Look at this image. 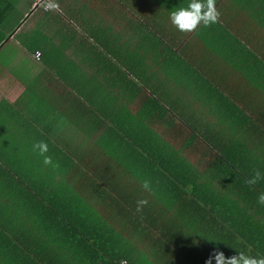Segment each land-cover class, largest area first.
<instances>
[{
  "label": "crops",
  "instance_id": "0c3cea01",
  "mask_svg": "<svg viewBox=\"0 0 264 264\" xmlns=\"http://www.w3.org/2000/svg\"><path fill=\"white\" fill-rule=\"evenodd\" d=\"M187 3L0 0V264H72L112 234L147 248L128 236L142 221L195 236L255 211L264 0H214L215 23L181 32L168 14ZM222 232L200 248L225 251Z\"/></svg>",
  "mask_w": 264,
  "mask_h": 264
},
{
  "label": "trees",
  "instance_id": "16d2710c",
  "mask_svg": "<svg viewBox=\"0 0 264 264\" xmlns=\"http://www.w3.org/2000/svg\"><path fill=\"white\" fill-rule=\"evenodd\" d=\"M208 145L212 146V144ZM230 165L232 166V164ZM239 171L236 175L240 177L241 181L244 170L239 169ZM257 183L259 184V182ZM248 185L251 189L256 188L255 184ZM258 189H260V192L264 191L263 188ZM252 205V208L257 207L252 213H250L251 211L245 213V211L238 210L236 215L224 216L223 224H218L217 227H210L211 232L209 230V233L208 231L200 233L199 225L193 226L192 231L195 236H190L192 234L189 233H167L161 226H156L154 229H156L157 233L152 234V231L148 228L150 224L146 225L142 221L140 226L137 227V231L128 234V236L131 241L135 240L137 242L144 241V238H147L152 242L148 244L147 248H137V244L126 243L123 237L119 238V234H112V236L117 238L116 240L119 239L117 247L101 245L97 242L102 240H96L94 249L81 248L72 250L75 254V259L77 257V260L74 259L76 262L72 261V264H121L122 261L126 264H144L142 257H145L150 264H204L205 259L202 254L204 251H208L210 255L212 252L219 250L226 257L235 254L236 249L249 254H264V205H259L256 200H254ZM216 229L223 231L220 235L223 237L224 246H227L226 250L224 251L219 247L215 248L216 250L200 248L202 243L208 244L207 239L200 236H211ZM199 238L201 241L197 243ZM63 251L65 255V250ZM136 257H140L139 261L135 259ZM211 264H215V261L212 260Z\"/></svg>",
  "mask_w": 264,
  "mask_h": 264
},
{
  "label": "clouds",
  "instance_id": "9594fccd",
  "mask_svg": "<svg viewBox=\"0 0 264 264\" xmlns=\"http://www.w3.org/2000/svg\"><path fill=\"white\" fill-rule=\"evenodd\" d=\"M169 20L178 31H192L198 24L207 26L215 23L218 12L214 7V0H188L186 6H180L169 12ZM31 151L42 157L41 163L49 165L51 157L45 155L48 152V145L43 140L34 141ZM264 179V173L260 169L253 170L251 176L245 181L246 184H256L259 180ZM143 187L147 188L148 183L145 181ZM256 201L259 205H264V191L258 193ZM147 203L146 200H138L136 211H140V206ZM214 260L215 264H264V254H249L236 249L235 254L225 256L223 252L216 250L212 252L204 264H211Z\"/></svg>",
  "mask_w": 264,
  "mask_h": 264
},
{
  "label": "built area",
  "instance_id": "2783aa9c",
  "mask_svg": "<svg viewBox=\"0 0 264 264\" xmlns=\"http://www.w3.org/2000/svg\"><path fill=\"white\" fill-rule=\"evenodd\" d=\"M34 56H35L36 59H39L40 52L39 51H35ZM121 264H126V263L122 262Z\"/></svg>",
  "mask_w": 264,
  "mask_h": 264
}]
</instances>
